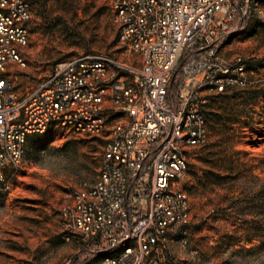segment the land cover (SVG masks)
<instances>
[{"label":"built area","instance_id":"obj_1","mask_svg":"<svg viewBox=\"0 0 264 264\" xmlns=\"http://www.w3.org/2000/svg\"><path fill=\"white\" fill-rule=\"evenodd\" d=\"M113 8L125 62L75 54L19 96L6 70L21 62L30 0H0V183L7 191L5 176L20 163L30 135L107 130L96 179L65 194L63 239L101 256L95 264H189L167 249L187 244L190 206L179 181L191 151L207 139L204 94L246 83L241 58L216 56L231 34L233 5L113 0ZM191 53L197 55L181 66L183 81L168 104L167 84Z\"/></svg>","mask_w":264,"mask_h":264},{"label":"rangeland","instance_id":"obj_2","mask_svg":"<svg viewBox=\"0 0 264 264\" xmlns=\"http://www.w3.org/2000/svg\"><path fill=\"white\" fill-rule=\"evenodd\" d=\"M231 3V34L216 56L241 58L246 83L204 94L207 139L191 151L179 181L190 206L187 244L167 249L189 264H264V0ZM30 12L21 62L6 70L19 96L75 54L126 61L113 0H30ZM169 91L171 104L176 86ZM106 135L54 129L28 137L20 163L5 176L8 190L0 183V264L99 262L63 239L60 211L66 193L96 179Z\"/></svg>","mask_w":264,"mask_h":264},{"label":"trees","instance_id":"obj_3","mask_svg":"<svg viewBox=\"0 0 264 264\" xmlns=\"http://www.w3.org/2000/svg\"><path fill=\"white\" fill-rule=\"evenodd\" d=\"M184 60L181 61V63L179 64V66L177 67V69L175 70V72L173 73L169 83L167 84V87H166V97H169L170 96V87L175 85L176 88L178 89L179 86L181 85L182 81H183V78L182 76L180 75V68L182 65H184ZM177 92V91H176ZM70 264H79V262H72Z\"/></svg>","mask_w":264,"mask_h":264}]
</instances>
